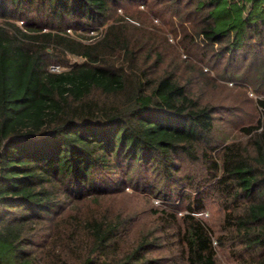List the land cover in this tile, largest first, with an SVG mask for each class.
Wrapping results in <instances>:
<instances>
[{
	"label": "trees",
	"instance_id": "16d2710c",
	"mask_svg": "<svg viewBox=\"0 0 264 264\" xmlns=\"http://www.w3.org/2000/svg\"><path fill=\"white\" fill-rule=\"evenodd\" d=\"M120 1L0 0V264H70L78 256L79 264H107L113 251L120 254L127 216L106 211L70 230L41 229L56 218L67 223L58 211L67 199L110 195L138 169L177 184L180 155L191 157L213 128L212 109L172 73L128 77L105 62L98 51L114 49L111 26L91 46L66 33L103 25L109 5ZM174 1L192 9L199 35L221 55L263 58L257 73L264 78V0ZM58 49L84 60L49 71ZM259 103L255 155L226 149L220 160H207L217 183L244 203L227 221L247 264H264V100ZM204 201L200 194L189 200L176 230L185 264H219L209 228L194 217ZM154 246L143 239L111 264H161L150 257Z\"/></svg>",
	"mask_w": 264,
	"mask_h": 264
},
{
	"label": "rangeland",
	"instance_id": "374dc122",
	"mask_svg": "<svg viewBox=\"0 0 264 264\" xmlns=\"http://www.w3.org/2000/svg\"><path fill=\"white\" fill-rule=\"evenodd\" d=\"M197 20L192 9L174 0H121L109 5L103 25L65 30L77 42L89 46L110 30V38L115 36L114 49L98 51H103L105 62L128 77L140 74L155 79L172 73L186 87L189 96L197 99L201 106L212 109L214 122L210 134L195 146L191 157L180 155L177 184L142 169L135 170L133 177L127 178L126 185L110 195L93 196L79 202L67 199L58 210L67 223L56 218L47 228L41 229L43 233L58 227L70 230L72 224L84 222L86 217H102L110 211L112 218L124 215L129 221L120 234L119 256L113 251L105 259L107 264L122 257L143 239L153 242L155 246L150 257L161 258V264H185L176 230L184 224L189 200L200 194L205 198V207L194 213V217L209 228L217 262L247 264V256L238 254L240 246L235 242L231 222L227 221L244 203L232 200L234 189L223 188L217 183L207 160H220L226 149L249 159L255 155L251 145L261 130L259 101L264 100V78L257 70L263 58L252 60L250 56L244 62L241 53L221 55L217 45L207 44L199 35ZM18 25L24 27L21 21ZM96 46L102 47L101 44ZM57 53L58 60L51 61L49 71L61 72L70 64L84 60L60 49ZM256 126L257 129L253 128ZM116 172V176L123 177L118 170ZM78 258L70 264H79Z\"/></svg>",
	"mask_w": 264,
	"mask_h": 264
},
{
	"label": "built area",
	"instance_id": "2783aa9c",
	"mask_svg": "<svg viewBox=\"0 0 264 264\" xmlns=\"http://www.w3.org/2000/svg\"><path fill=\"white\" fill-rule=\"evenodd\" d=\"M54 69V68H53ZM52 70V69H51ZM53 71V70H52Z\"/></svg>",
	"mask_w": 264,
	"mask_h": 264
}]
</instances>
